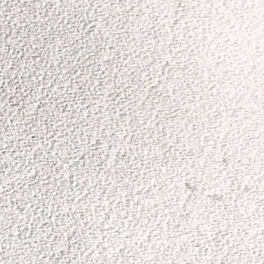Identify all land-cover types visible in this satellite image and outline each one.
Masks as SVG:
<instances>
[{
	"label": "snow or ice",
	"instance_id": "1",
	"mask_svg": "<svg viewBox=\"0 0 264 264\" xmlns=\"http://www.w3.org/2000/svg\"><path fill=\"white\" fill-rule=\"evenodd\" d=\"M0 264H264V0H0Z\"/></svg>",
	"mask_w": 264,
	"mask_h": 264
}]
</instances>
